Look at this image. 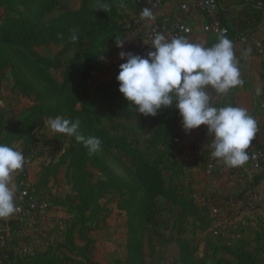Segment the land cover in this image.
Instances as JSON below:
<instances>
[{"label": "rangeland", "instance_id": "obj_1", "mask_svg": "<svg viewBox=\"0 0 264 264\" xmlns=\"http://www.w3.org/2000/svg\"><path fill=\"white\" fill-rule=\"evenodd\" d=\"M1 1L0 20L12 16L28 17L34 13L36 4L40 2ZM83 1L55 0L45 13L43 21L54 19L67 10L78 9ZM106 1L112 14L121 10L120 5L124 0ZM87 2L96 9L101 0ZM73 31H78L75 41L72 36L56 42L36 41L26 46H7L0 53V126H13L32 111L33 126L29 136L38 140L36 149L28 154L24 162L28 182L26 185H32L30 190L36 191L38 196L37 210L32 214L28 212L29 216L24 223L25 238H20L18 248L10 249L18 254L26 253L22 247L29 245V251L33 249L34 254L31 259L38 261V264H76L81 259L83 250H86V255L95 264H125L129 258L130 240L140 226V223L133 224L131 219V190L140 194L134 153L141 151L145 156L154 157L157 151L170 148L173 157V147L155 138L149 129L146 116L142 122L104 118L102 126L112 125L114 122L117 126L108 131L113 137L112 143L101 142L99 150L94 153L86 150L85 165L80 172L69 167L70 157L63 158L64 151L71 148L69 136L57 139L58 133L49 130L48 120L60 116L54 115V111L73 94L83 56L77 58L73 80L66 85L65 65L76 54L79 56L84 51L92 53L89 48L92 37L77 29ZM68 41L70 49L63 55L62 66L55 68L37 61L38 57L53 59L59 47ZM118 52L112 46L99 51V56L89 72L88 83L91 86L97 81L109 80L119 70ZM258 77L261 79L260 75ZM260 95L264 99V94ZM259 108L264 115V107ZM185 134L184 130H180L182 140L176 142L181 148L177 159L184 173L181 185L177 182L174 186L173 170L164 169L169 188H174L175 193H179L178 203L174 205L170 197L157 198L155 214L148 219L145 217L141 223L142 234L139 238L145 264H185L184 259H189L188 255L197 260L206 255V244L202 242V234L205 233L202 230L204 218L202 215L199 218L196 215L195 218L185 214L189 212L187 204L192 198L195 205H203L205 195L215 193V190L223 192L220 185H214L218 182L214 169L207 171L206 167L200 165L202 151L197 148V143L186 142ZM74 170L80 173L81 188H78L75 183L77 179L71 174ZM208 182L211 183L210 187L206 185ZM86 197H91V201L83 204ZM83 207L84 212L81 214ZM72 225V244L66 241V246L57 245L58 242H65L63 232ZM250 233L252 234V230L248 229L242 234L248 237ZM7 238H10L8 234ZM34 240L35 243L32 242Z\"/></svg>", "mask_w": 264, "mask_h": 264}, {"label": "trees", "instance_id": "obj_2", "mask_svg": "<svg viewBox=\"0 0 264 264\" xmlns=\"http://www.w3.org/2000/svg\"><path fill=\"white\" fill-rule=\"evenodd\" d=\"M39 1L36 4L34 13L28 17L12 16L0 20V53L7 46H26L28 43L36 41H60L76 35L78 31H73L74 29L82 33L85 32L87 36L92 37L89 44L92 53L84 51L79 56L76 54L65 65L64 85L72 82L75 62L78 60L77 58L83 56L81 58V71L75 80L73 94L53 114L72 121L79 120V132L85 138L94 136L98 137L101 142L112 143L113 137L110 136L108 131L117 126L115 122L112 125L102 126L101 122L104 118L107 120L120 118L125 121L135 120L142 122L144 121V115L136 113L130 108L129 102L118 91L119 84L116 77L119 70L109 80L97 81L94 86L88 83L89 72L94 65L96 57L98 58L99 56L97 54L103 48L106 49L111 46L115 47L119 52H121L120 49L128 52L129 49L134 48L136 41L141 39L143 30L151 22L157 25L160 34H164L170 40L173 34L180 30V27L179 29H173V24L177 22L182 27L185 18L175 20L171 12L161 13L160 6L166 0H157L154 10H151L150 0H124L120 5L121 10L117 11L118 13L114 11L112 14L106 0H101L99 7L96 9L91 7L87 0H84L80 8L67 10L54 19L43 21L45 13L55 3V0ZM0 4H2L1 0ZM102 5H107V7L102 8ZM144 8H149L152 11L154 19L141 18L140 14ZM217 16L226 27V32L223 34L228 39L231 41L242 40L246 49L257 53L255 43L251 39L258 33V35H261L260 40L264 42V0H220ZM169 33L172 34V37L167 36ZM220 35L215 37L216 40H218ZM117 37L120 41L124 40L122 48L116 46ZM69 49L70 41L59 47L53 59L38 57L37 61L47 66L60 67L63 65V55ZM1 59L2 55L0 54ZM1 66L2 62L0 61V68ZM259 75L262 79L264 94V72L261 69ZM208 90H210L212 95L216 94L211 88ZM224 97L225 95H220V105L223 107H237L232 100H225L226 98ZM210 103L212 106L216 105L211 98ZM170 107H174V105ZM32 114V111H29L28 115L24 116L19 123L17 122L13 126L10 125L8 128H5L3 124L0 126V143L7 144L21 151L24 158L32 153L38 144L37 139H32L29 136L33 126ZM146 121L155 138L167 146L173 147V157L171 156L172 151L169 150L170 148L157 151L154 157L151 155L145 156L140 153L141 151L134 153L136 179L140 186V194L135 190H131L133 195L132 202H130L133 209L131 219L133 224L140 223V226L135 232V236L130 240L129 258L125 264H145L142 255V243L139 238V235L142 234L141 223H143L145 217L148 219L150 215L155 214L157 210L156 199L159 197H170L174 205L178 203L179 193H175L176 190L174 188H169L164 176V169L173 170L172 181L174 186L177 182L181 185L184 174L177 159L181 148L176 145L177 143L174 140L175 137L181 136L179 135L180 130H183L178 110L161 108L156 116H146ZM203 126L201 125L198 128L201 130V136L204 139L200 165L206 167V152L211 145L212 137L208 135L207 127L203 128ZM56 137L60 139L67 137V135L58 133ZM69 146L71 148L64 151L63 158L67 159L70 157L69 167L75 168L77 172H80L84 168L86 161L84 154L88 148L82 142H78L74 136H69ZM250 146L259 155L258 163L261 171L258 172V169H251V151L248 148L249 159L243 166L233 167V171L241 170L245 174V183L243 185H235L236 187L231 192L218 193L215 190V193L205 195L203 205H195L192 198H190L187 204L189 212L185 214L188 216L193 215L195 218H199L202 215L204 218V228L202 230L205 233L202 234V237L204 236L202 242L206 244V255L198 260L192 259L191 255H188L189 259H184L185 264H264V222L261 220L257 222L254 219L255 216L257 217L261 207L258 199V185L261 179L264 178V161L262 160L264 143H260L253 138ZM245 166H249L251 170L247 171ZM75 170L71 174L77 179L75 183L78 184V188H81L82 179L79 180L80 173L78 174ZM214 172L216 173L215 170ZM12 175H14L17 184L15 194L19 190L24 189L28 192V195L36 200V191L30 190L32 185H26L28 183L26 180V166L23 165L21 170L14 172ZM90 198H84L83 204L90 202ZM250 202L253 203L252 207H250ZM213 208L219 209L218 212H212ZM36 210L32 209L29 213L32 214ZM83 212L84 207L81 210V214ZM248 213L254 214V218L248 217ZM13 215H10L11 218H0V233H2L1 235L4 238L3 245H0V264H38V261L31 259L34 256L32 254L33 249L26 253L20 252L19 254L14 249H10L13 247L18 248L17 245L21 241L20 238H25L24 223L26 220L24 223L20 222L15 215L12 218ZM249 221L250 225H248ZM243 222H246V224H243ZM248 229L252 230V234L250 233L247 237L242 233ZM73 232L74 225L68 229L65 228L63 232L65 242H58L57 245L66 246V241L72 244ZM7 234L10 236L9 240ZM32 242L35 243V240ZM76 264H95V262L86 255V250H83L81 259H78Z\"/></svg>", "mask_w": 264, "mask_h": 264}, {"label": "clouds", "instance_id": "obj_3", "mask_svg": "<svg viewBox=\"0 0 264 264\" xmlns=\"http://www.w3.org/2000/svg\"><path fill=\"white\" fill-rule=\"evenodd\" d=\"M140 15L143 19H154L149 8H144ZM72 40H77V36L73 35ZM123 42L117 37L116 46L122 48ZM150 45L153 50L146 56L119 52V58L125 62L119 65L116 77L118 91L129 107L144 116H156L161 108L178 110L186 133L201 125L207 127L212 137V157L227 167L243 166L249 159L247 149L258 131L257 122L244 108L212 106L208 91L211 88L218 95H226L243 86L233 42L221 33L217 43L205 47L183 37L169 40L156 33ZM256 94H261L260 88ZM48 126L52 133L74 136L90 153L100 148L98 137L85 138L80 134L79 120L57 116L49 118ZM24 162L21 151L0 143V218L16 211L11 176L23 168Z\"/></svg>", "mask_w": 264, "mask_h": 264}, {"label": "crops", "instance_id": "obj_4", "mask_svg": "<svg viewBox=\"0 0 264 264\" xmlns=\"http://www.w3.org/2000/svg\"><path fill=\"white\" fill-rule=\"evenodd\" d=\"M180 0H166L160 6L161 13H167L171 11H175L178 7ZM203 18L200 15H197L195 12H192L191 16L184 20L183 26L179 31H176L173 34L172 38L175 37H183L192 43H200L205 47H212L215 43L218 42L216 38L210 34L203 31ZM260 34V33H259ZM261 35H257L251 39L254 43L258 42ZM171 38V39H172ZM234 45V53L237 61V66L240 70V78L244 81L243 86H238L231 89L230 93H227L224 98L225 100H232L237 107H241L247 110L248 114L251 115L257 122L258 131L254 136V139L259 141L260 143H264V115L260 112L259 107H264V99L261 98V95L256 94V89H261V94L263 93L262 82L258 77L260 71V62L262 58L260 55L251 51L250 49H246L243 46L242 40H234L232 41ZM118 65L123 63L124 61L119 58V53L117 55ZM241 61V62H240ZM226 102V101H225ZM261 126V127H260ZM186 137V138H185ZM202 138L200 129H193L190 132L186 133L184 139L186 142L196 144L199 139ZM197 145V144H196ZM251 147V146H250ZM197 148L202 151L201 147ZM254 148L251 147L249 150L252 151ZM212 149L208 147L206 152L205 166L208 162H212L213 169L216 171L218 182L214 185H220L222 188V192H231L234 190V185L226 175L225 170L228 168L221 160L212 157L211 155ZM264 161V155L263 159ZM246 170L249 171L250 167L245 166ZM251 170V169H250ZM258 172L261 171L259 167ZM219 174V175H218ZM11 183L14 186V193L16 190V179L14 176H11ZM208 187L211 186V183L208 182ZM232 189V190H231ZM231 190V191H230ZM259 195H260V210L254 219L257 222H264V178L261 179L258 185ZM220 193V192H218Z\"/></svg>", "mask_w": 264, "mask_h": 264}, {"label": "built area", "instance_id": "obj_5", "mask_svg": "<svg viewBox=\"0 0 264 264\" xmlns=\"http://www.w3.org/2000/svg\"><path fill=\"white\" fill-rule=\"evenodd\" d=\"M156 1L157 0H150V7L151 10H154L156 7ZM220 0H180L178 7L175 11H171L172 17L175 20H182L183 18H188L191 16L192 12H195L197 15H200V17L203 18V31L206 33L212 34L214 37H217L221 33L226 32V27L221 23L220 19L217 16V11L219 8ZM183 26V25H182ZM181 29V26L176 22L173 24V29ZM156 33H160L158 30L157 25L154 24V22H151L148 24V26L143 30L141 39L136 41V44L133 46L134 48H131L128 50V52H131L133 54H138L141 56H146L149 51H152L151 47V41L153 36ZM264 33V30H263ZM164 35V34H163ZM172 34H167L168 37H170ZM264 36V35H263ZM172 37V36H171ZM135 43V42H133ZM132 43V44H133ZM256 52L260 57L262 58V61L260 62V69L264 72V42L259 39L258 42L255 43ZM210 89V88H209ZM210 93V98L215 101L216 105L214 107L220 108L223 107L219 104L220 101V95L214 94L212 95L210 90H208ZM206 126H203L205 128ZM175 142L180 141V137L174 138ZM198 147L204 146V139L200 138L197 142ZM252 147V146H251ZM249 147V149L251 148ZM258 157L259 155L251 151L250 160L251 169H258L259 163H258ZM213 164L212 162H208L206 164L207 171L213 170ZM226 175L230 179V181L233 183V185H243L245 183V174L241 170L233 171V167H228L226 170ZM14 203L16 205V211L13 213L17 219L20 222H23L27 219L28 212L32 209L37 208V201L32 196L28 195V192L24 189L19 190L14 195ZM233 205V204H232ZM253 206V203L250 202V207ZM219 209L213 208L212 212L217 213ZM248 217L254 218V214L248 213ZM243 224H246V222H243ZM62 225H60L61 228ZM35 230L38 231V228H35ZM1 232V231H0ZM0 233V245H3L4 238L3 235ZM24 252H27L30 250L29 245H25L22 247Z\"/></svg>", "mask_w": 264, "mask_h": 264}]
</instances>
